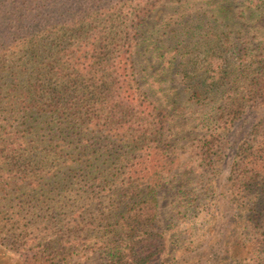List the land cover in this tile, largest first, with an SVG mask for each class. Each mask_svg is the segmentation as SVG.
Segmentation results:
<instances>
[{"label": "trees", "instance_id": "16d2710c", "mask_svg": "<svg viewBox=\"0 0 264 264\" xmlns=\"http://www.w3.org/2000/svg\"><path fill=\"white\" fill-rule=\"evenodd\" d=\"M168 1L0 0V241L20 250L17 264H150L162 254L156 190L176 163L168 125L179 107L152 101L163 95L160 75L149 94L136 68L144 20ZM188 1L198 27L183 13L187 38L172 31L161 68L177 60L182 104L217 113L195 124L205 132L194 156L211 165L236 124L264 105V0ZM235 24L242 31L232 37L218 29ZM197 46L207 60L189 69ZM250 129L228 192L249 247L243 262L263 264L264 123Z\"/></svg>", "mask_w": 264, "mask_h": 264}, {"label": "rangeland", "instance_id": "374dc122", "mask_svg": "<svg viewBox=\"0 0 264 264\" xmlns=\"http://www.w3.org/2000/svg\"><path fill=\"white\" fill-rule=\"evenodd\" d=\"M182 3L183 0L161 2L151 14L152 18L144 20V46L139 51L143 56L138 54L137 59L136 78L140 85H145L144 89L149 94L151 91L146 86L149 78L157 75L161 78L158 83L163 95L157 92L155 96L149 95L150 99L154 102L157 99L160 103H156L158 106L166 105L162 96L167 102L178 100L179 107L177 112L173 110L174 118L168 125L174 138L170 141V146L175 149L176 163L164 185L156 190L158 207L154 229L163 234L164 250L150 264H245L243 261L249 247L242 246L243 232L234 228V224L240 221L241 212L233 208L230 200L229 168L233 163L235 148L242 137L247 136L253 125L264 123V105L246 113L243 120L236 124L222 144L219 153L221 156L213 164L205 165L194 156L193 147L205 132V128L195 125L196 118H213L217 113H203L204 110L199 111L188 104H182L177 60L172 66L161 68L162 63L171 55L169 51L174 41L187 38L184 34L186 30H183L184 20L187 19L193 28L199 24L196 19L201 14L194 12V2ZM75 5L78 6L77 3ZM70 12L74 14L73 10ZM70 12L65 15H70ZM183 13L186 15L184 20ZM204 18L211 20L209 16ZM206 19L205 26L208 25ZM192 20L196 21L191 22ZM223 24L231 25L232 22ZM218 29L228 32L231 37L242 31L236 24L230 27L219 25ZM173 30L178 35L175 40H171ZM246 31L252 33L251 29L246 28ZM198 33L196 41L201 38ZM144 48L148 49L147 54H144ZM192 54L193 60L187 65L189 69L192 66L197 69L202 67L207 60L202 49L197 46ZM161 55L162 60L159 59ZM0 238L4 239V236L0 235ZM19 258V249L0 241V264H17ZM81 261L84 264H102L94 258L87 262H84L85 259L78 260ZM249 264L259 263L253 260Z\"/></svg>", "mask_w": 264, "mask_h": 264}]
</instances>
